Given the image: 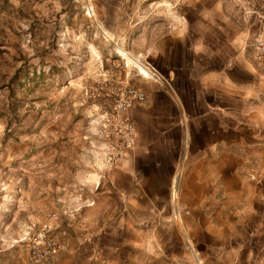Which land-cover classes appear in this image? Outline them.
<instances>
[{
  "label": "crops",
  "instance_id": "obj_1",
  "mask_svg": "<svg viewBox=\"0 0 264 264\" xmlns=\"http://www.w3.org/2000/svg\"><path fill=\"white\" fill-rule=\"evenodd\" d=\"M218 26L201 51L178 29L165 39L154 64L164 83L139 105L133 152L147 160L75 175L67 205L32 207L35 231L48 224L61 241L48 264H264V63L247 36L225 42ZM0 264L32 263L19 253Z\"/></svg>",
  "mask_w": 264,
  "mask_h": 264
},
{
  "label": "rangeland",
  "instance_id": "obj_2",
  "mask_svg": "<svg viewBox=\"0 0 264 264\" xmlns=\"http://www.w3.org/2000/svg\"><path fill=\"white\" fill-rule=\"evenodd\" d=\"M181 15L191 18L180 25ZM215 20L223 41L242 34L253 49L264 33V0H0V256L26 253L32 264H48L61 241L48 224L35 231L36 202L67 205L68 188L81 185L75 175L104 177L118 162L147 160L145 150L133 152L136 142L105 165L119 130L110 121L115 101L137 89L146 103L164 83L154 64L164 65L158 53L171 30L201 51L211 47ZM141 104L125 115L136 137L146 121ZM49 243L53 253L38 257Z\"/></svg>",
  "mask_w": 264,
  "mask_h": 264
},
{
  "label": "built area",
  "instance_id": "obj_3",
  "mask_svg": "<svg viewBox=\"0 0 264 264\" xmlns=\"http://www.w3.org/2000/svg\"><path fill=\"white\" fill-rule=\"evenodd\" d=\"M253 51L256 61L264 63V33L261 32L255 36L253 43ZM146 101V95L137 89H131L127 92L126 98L115 101L113 114L110 116V121H113L119 126L114 140L103 153V161L106 166H113L117 161L123 160L127 157L129 151L136 147V129L133 123L125 118L127 112L136 104H141ZM49 248L43 255L37 256L46 258L50 256L52 244L49 243Z\"/></svg>",
  "mask_w": 264,
  "mask_h": 264
},
{
  "label": "bare ground",
  "instance_id": "obj_4",
  "mask_svg": "<svg viewBox=\"0 0 264 264\" xmlns=\"http://www.w3.org/2000/svg\"><path fill=\"white\" fill-rule=\"evenodd\" d=\"M121 51V50H120ZM124 54V53H123ZM130 56V55H129ZM136 60H137V58H136ZM132 61L140 68V70L139 71H141V73L143 74V75H145L146 77H149V76H151V74H150V72H152L150 69H146V68H144L143 66H142V63L140 64L139 62H137V61H135V59H132ZM137 66H135V67H137ZM149 70H150V72H149ZM178 184V183H177Z\"/></svg>",
  "mask_w": 264,
  "mask_h": 264
}]
</instances>
